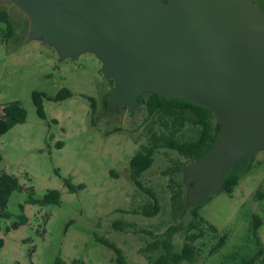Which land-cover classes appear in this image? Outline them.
Masks as SVG:
<instances>
[{"label": "rangeland", "instance_id": "obj_1", "mask_svg": "<svg viewBox=\"0 0 264 264\" xmlns=\"http://www.w3.org/2000/svg\"><path fill=\"white\" fill-rule=\"evenodd\" d=\"M254 1L264 8V0ZM12 8L24 16L25 25L18 22L15 36L8 39L0 24V47L9 40L6 46L13 51L6 57L0 49V107L19 105L27 120L15 123L0 139V173L17 175L25 188L0 187V264H52L57 256L67 264H118L114 251L96 236L119 246L128 264H151L164 250L148 246L164 239L169 228H176L175 251L182 249L187 235L201 234L195 241L196 259L181 264H241L260 250L255 264H264V150L239 163L234 172L240 181L232 194L220 191L201 203L202 221L186 203L183 171L166 174L174 161L186 159L159 148L140 179L153 191L160 211L151 217L134 213L154 200L130 174L131 158L149 143L147 109L125 106L109 112L106 101L114 81L103 74L102 61L92 52L60 59L54 47L28 40L29 20ZM64 87L72 96L44 98L46 118H41L32 92L54 96ZM90 97L96 100L94 108ZM183 133L187 138L195 132L188 126ZM65 178L85 187L70 190ZM52 189L61 192V204L32 202ZM255 215L262 218L258 230ZM23 217L27 220L21 224ZM116 221L130 225L120 230ZM222 236L225 244L215 248Z\"/></svg>", "mask_w": 264, "mask_h": 264}, {"label": "water", "instance_id": "obj_2", "mask_svg": "<svg viewBox=\"0 0 264 264\" xmlns=\"http://www.w3.org/2000/svg\"><path fill=\"white\" fill-rule=\"evenodd\" d=\"M29 20L28 40L60 59L94 53L114 87L108 111L154 92L211 109V150L183 167L188 206L223 189L226 174L264 150V8L251 0H0Z\"/></svg>", "mask_w": 264, "mask_h": 264}, {"label": "trees", "instance_id": "obj_3", "mask_svg": "<svg viewBox=\"0 0 264 264\" xmlns=\"http://www.w3.org/2000/svg\"><path fill=\"white\" fill-rule=\"evenodd\" d=\"M71 96V90L65 87L59 90V92L54 96L48 95L43 91L35 90L32 92V98L36 106V111L43 119L46 118L44 98L54 101H62ZM89 99L92 102V106L94 108L96 100L92 97ZM108 102L109 98L106 101L107 107ZM138 105L140 107L144 106L148 112L145 120L148 123L149 143L142 145L136 154L131 158L130 174L133 182L139 188L152 194L154 196V200L146 204L141 210H134V213H140L151 217L159 213L160 205L153 191L143 185L140 177L142 176L143 172H145L154 163L156 151L159 148L172 149L186 159L185 162L174 161L175 164L167 170L166 174L176 171H183V167L187 163L203 157L211 150L219 134L220 123L216 114L211 109L200 106L186 99H167L160 94L149 92L139 98ZM3 112L5 115L12 117L19 123H25L27 120L26 109L19 105H5L3 107ZM158 124L160 126L157 127ZM188 126L195 133L193 136L191 135L185 138L183 136V130ZM57 145L61 146L62 143L57 142ZM239 163L226 174V177L223 179L222 191L232 194L234 188L238 185L240 181V175L235 173L234 170L237 168ZM65 182L69 189L73 191L85 187V184L74 185L69 178H65ZM0 187L9 191H23L25 188L24 185L21 184L17 175L9 174L7 172L0 173ZM29 189L34 191L33 187ZM181 195L182 192L179 191L177 193V197H180ZM31 200L34 203H40L43 205H59L62 202V195L59 190L52 189L49 190L43 198H32ZM200 205L193 206L192 208L193 215L196 218H200ZM26 220V217H23L21 224H24ZM200 220H202V218H200ZM261 223L262 218L258 215H255V230L259 229ZM129 225L130 224H125L120 221L114 222V226L120 230H124ZM210 227L212 229H216L215 226ZM175 232L176 228H169L166 231V237L164 239H156L149 244L148 249L152 250L162 248L164 250V252L160 254L151 264H181L185 261L193 262L196 259L198 255V249L195 241L201 234L192 233L187 235L182 249L180 251H175L173 242V235ZM96 240L114 251L118 264H128L125 254L119 246L108 239L99 236H96ZM225 240L226 237L222 236L215 248H219L224 245ZM261 254L262 250L258 251L249 258H244L241 264H255ZM73 263L84 264L83 262H78L77 260H74ZM52 264L67 263L61 256H57Z\"/></svg>", "mask_w": 264, "mask_h": 264}, {"label": "crops", "instance_id": "obj_4", "mask_svg": "<svg viewBox=\"0 0 264 264\" xmlns=\"http://www.w3.org/2000/svg\"><path fill=\"white\" fill-rule=\"evenodd\" d=\"M12 7L13 5L8 2L0 1V12H2V15L0 17V24L5 25L6 35L8 36V39H11L15 36L16 28L19 27L18 22H20L22 25H25L24 16H20L19 14L14 12ZM28 32H29V24L27 25L26 36L28 35ZM7 42L2 44L0 47L2 53L6 57H8L9 54L13 52L10 50V48L6 46ZM3 107L4 106L0 107V139L5 137L6 134L10 132L11 128L14 127V124L17 123V121L14 120L12 117L4 114Z\"/></svg>", "mask_w": 264, "mask_h": 264}, {"label": "flooded vegetation", "instance_id": "obj_5", "mask_svg": "<svg viewBox=\"0 0 264 264\" xmlns=\"http://www.w3.org/2000/svg\"><path fill=\"white\" fill-rule=\"evenodd\" d=\"M254 1V0H253ZM254 2H256V1H254Z\"/></svg>", "mask_w": 264, "mask_h": 264}]
</instances>
